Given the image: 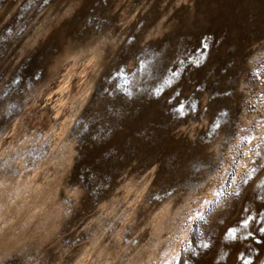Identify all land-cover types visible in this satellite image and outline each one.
I'll return each instance as SVG.
<instances>
[{"label":"rangeland","instance_id":"1","mask_svg":"<svg viewBox=\"0 0 264 264\" xmlns=\"http://www.w3.org/2000/svg\"><path fill=\"white\" fill-rule=\"evenodd\" d=\"M261 228L264 0H0V264H264Z\"/></svg>","mask_w":264,"mask_h":264},{"label":"snow or ice","instance_id":"2","mask_svg":"<svg viewBox=\"0 0 264 264\" xmlns=\"http://www.w3.org/2000/svg\"><path fill=\"white\" fill-rule=\"evenodd\" d=\"M211 43H212V38L210 36H206V37L202 38L200 48L190 58V62L196 66H199L200 64H202L203 61L206 59V55H207V52H208V49H209ZM181 63H183V61H181ZM178 74L179 73H177V72H173L174 77L177 76ZM166 83L170 85L172 83V80L169 79L166 81ZM157 91H160V90L158 89ZM189 107H191V105H189ZM174 111H176L182 115L185 111V105L182 102H180L178 104V106L174 109ZM253 171H255V169H253ZM237 195H239V193H237ZM248 224H249V221L247 219H245L243 222V227L247 228ZM260 231L264 232V228H261ZM249 235H250V233H249ZM226 237L228 239H233V240L237 239V228L229 229L228 232L226 233ZM203 246L208 247L207 244H204ZM244 264H250V262L245 260Z\"/></svg>","mask_w":264,"mask_h":264}]
</instances>
